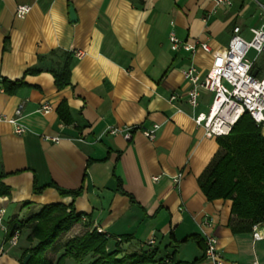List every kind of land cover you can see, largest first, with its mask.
<instances>
[{
    "label": "crops",
    "instance_id": "crops-1",
    "mask_svg": "<svg viewBox=\"0 0 264 264\" xmlns=\"http://www.w3.org/2000/svg\"><path fill=\"white\" fill-rule=\"evenodd\" d=\"M261 4L264 0H234L230 8L209 0H0V82L26 84L14 94L0 92V115L12 118L23 104L28 129L17 135L12 125L0 123V209L7 211L8 226L27 221L44 206L73 204L89 223L68 233L97 229L110 237L111 249L121 243L120 257L157 249L156 262L173 253L192 262L204 252L196 240L185 239L210 234L224 264H264V222L238 230L232 201H208L198 183L222 150L218 138L206 136L193 121L187 103L192 85L183 71L194 66L202 79L214 57L200 48L194 54L174 52L170 42L174 33L181 41L224 51L235 27L251 39L250 30L262 22ZM23 5L31 10L18 19L16 10ZM78 52L84 55L79 58ZM67 54L70 85L58 89L48 70H61ZM34 68L44 71L24 78ZM174 95L178 99L172 102ZM212 100L213 94L203 91L198 111L207 112ZM62 102L70 125L59 116ZM46 103L52 112L39 113ZM155 124L161 128L154 141L142 132L130 140L105 133L110 127ZM179 173L184 176L177 185L173 178ZM51 184L80 195L62 196L54 187L34 193L35 185ZM206 219L209 226L202 225ZM255 230L263 240L254 239ZM22 231L25 242L0 257V264H20L32 245L30 230ZM68 233L46 254L54 263L64 243L76 237ZM123 236L131 240L122 242ZM6 237L0 231V247Z\"/></svg>",
    "mask_w": 264,
    "mask_h": 264
},
{
    "label": "trees",
    "instance_id": "trees-1",
    "mask_svg": "<svg viewBox=\"0 0 264 264\" xmlns=\"http://www.w3.org/2000/svg\"><path fill=\"white\" fill-rule=\"evenodd\" d=\"M70 63L71 55L67 54L61 70H48L53 74L58 89L70 85ZM43 71L42 68L29 69L25 72L24 78ZM0 86L4 93L14 94L26 84L24 79L15 82L3 79ZM58 113L64 124L72 123L65 102L58 107ZM218 143L222 150L221 154L199 177V186L210 202L219 199L232 201L231 214L241 224L238 230L251 231L254 226L264 222V131L248 113H245L228 136L218 138ZM47 187L56 188L62 196L71 195L76 198L80 195V191L68 192L52 184L45 187L35 185L34 193L40 194ZM128 196L131 203L135 204L134 198ZM83 216L85 215L76 212L73 204L69 207L59 204L47 205L25 222L12 221L6 238L30 225L31 233L27 240L32 245L23 253L20 264H24L28 255L31 257L27 264H66L67 260H72L74 264H200L205 260L206 247L203 239L197 236L189 237L185 241L196 240L204 252L202 258L182 262L177 260L173 253L167 261L162 259L156 262L157 249L128 253L120 257L121 243H117L115 249H111L110 237L99 233L97 229L69 240L64 245V253L56 263L48 259L47 252L63 234L82 223ZM130 240V236L121 238L122 242Z\"/></svg>",
    "mask_w": 264,
    "mask_h": 264
},
{
    "label": "built area",
    "instance_id": "built-area-1",
    "mask_svg": "<svg viewBox=\"0 0 264 264\" xmlns=\"http://www.w3.org/2000/svg\"><path fill=\"white\" fill-rule=\"evenodd\" d=\"M217 7L230 8L234 0H209ZM261 25L250 30L251 39L247 40L242 36L240 27L233 29V35L228 47L224 51H213L207 43L199 41H181L174 33L170 34L171 50L174 52L184 51L194 54L198 49H202L214 57L213 65L207 75L200 79L196 67L191 66L183 71L184 78L192 85L187 103L193 110L192 118L198 127L205 130L206 136L221 138L228 136L243 114L248 113L255 123L264 131V70L260 66L259 58L264 57V4L260 5ZM29 6H19L16 10V17L24 19L30 12ZM251 53L254 56L251 57ZM84 54L77 53L81 58ZM256 67V68H255ZM257 70V75L253 73ZM209 92L213 94V100L207 112H199L201 93ZM0 92H4L0 86ZM176 95L171 96L170 101H176ZM39 113L49 114L52 112L50 104H44ZM24 105H20L14 117L10 118L0 115V123H7L14 127L17 135H24L28 129L23 124ZM161 128L155 124L150 129H144L138 125L124 127H110L105 133L116 136L123 135L130 140L135 132H142L149 140L154 141L156 133ZM52 142H58L59 138H52ZM183 173H179L173 178V182L179 185L183 179ZM157 180V179H156ZM7 211L0 209V231L8 234L9 226L6 220ZM82 223H88L86 216L82 217ZM211 219L202 222L203 226H209ZM21 232L15 231L10 238H6L0 247V257L7 254L6 245L15 248L19 244ZM253 237L256 241L263 240V236L254 231ZM206 250L205 260L210 264H224L221 252L218 249V241L214 235L205 234L203 238ZM155 243L154 238L149 245Z\"/></svg>",
    "mask_w": 264,
    "mask_h": 264
},
{
    "label": "rangeland",
    "instance_id": "rangeland-1",
    "mask_svg": "<svg viewBox=\"0 0 264 264\" xmlns=\"http://www.w3.org/2000/svg\"><path fill=\"white\" fill-rule=\"evenodd\" d=\"M251 55V57H253L254 56V53H251L250 54ZM259 64H260V66H262V68H263V70H264V57H260L259 58ZM27 230H28V232H29V230H30V233H31V228H30V225H29V227L28 228H26ZM86 229V230H85ZM93 229H91L90 227H81V228H77V229H75L72 233H68V234H70V235H76V237H81V236H83V235H85L87 232H90V231H92ZM26 234H27V231H21V236H20V240H19V244H18V246L17 247H15V248H9L8 247V245H6L5 247H6V251H7V253H9V252H11L12 250H17L18 248H19V245L20 244H22L23 242H25V239H26ZM64 235V237L67 235V233L66 234H63ZM63 237V238H64ZM71 240V239H70ZM69 241V240H68ZM67 241V242H68ZM67 242H65L64 243V245L67 243ZM63 245V246H64ZM192 246H194V244L192 245ZM63 253H64V251H63ZM54 258V257H53Z\"/></svg>",
    "mask_w": 264,
    "mask_h": 264
},
{
    "label": "water",
    "instance_id": "water-1",
    "mask_svg": "<svg viewBox=\"0 0 264 264\" xmlns=\"http://www.w3.org/2000/svg\"><path fill=\"white\" fill-rule=\"evenodd\" d=\"M70 19H71L72 22H76V15H75V11H74L73 7L70 8ZM253 74L256 76L257 75V70H255ZM30 257H31V255H28L25 258L24 264H27V262L29 261Z\"/></svg>",
    "mask_w": 264,
    "mask_h": 264
}]
</instances>
